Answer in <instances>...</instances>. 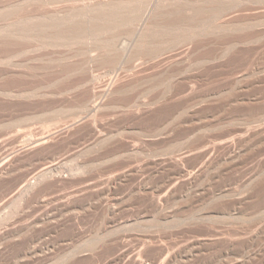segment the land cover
I'll use <instances>...</instances> for the list:
<instances>
[{
    "label": "rangeland",
    "instance_id": "rangeland-1",
    "mask_svg": "<svg viewBox=\"0 0 264 264\" xmlns=\"http://www.w3.org/2000/svg\"><path fill=\"white\" fill-rule=\"evenodd\" d=\"M163 1L0 0V42L13 40L0 43V167L9 164L0 176V264H161L165 255L169 264H231L258 248L246 242L264 235V0ZM91 88L96 113L87 112ZM234 138L233 149L199 158ZM188 152L199 155L182 159ZM52 160L59 164L33 179L36 188L12 196ZM180 166L185 177L200 169L197 185L176 177ZM221 227L244 239L228 252L224 240L198 241ZM258 255L247 264H264V249Z\"/></svg>",
    "mask_w": 264,
    "mask_h": 264
},
{
    "label": "bare ground",
    "instance_id": "bare-ground-1",
    "mask_svg": "<svg viewBox=\"0 0 264 264\" xmlns=\"http://www.w3.org/2000/svg\"><path fill=\"white\" fill-rule=\"evenodd\" d=\"M160 1H161V0H160ZM174 1H175V0H174ZM179 1H180V0H179ZM187 1H188V0H187ZM205 1H206V0H205ZM163 2H166V0L163 1ZM163 2H162V3H163ZM182 2H183V1H182ZM191 2H192V1H191ZM194 2H195V1H194ZM199 2H200V0H199ZM201 2H203V1H201ZM101 3H102V2H101ZM112 3H113L112 1H111V2H105V3H104L105 8L113 7ZM120 3H121V2H120ZM162 3H160V4H162ZM196 3H197V2H196ZM113 4H115V6H117L115 2H114ZM155 4H156V3H155ZM13 5H14V4H13ZM120 5H121V4H120ZM216 5H217V4H216ZM94 6H95V5H94ZM155 6H156V5H155ZM176 6H177V5H176ZM182 6H183V5H182ZM186 6H187V5H186ZM200 6H201V5H200ZM208 6H209V5H208ZM212 6H213V5H212ZM98 7H99V6H98ZM100 7H101V6H100ZM118 7H119V6H118ZM123 7H124V6H123ZM152 7H153V6H152ZM156 7H158V6H156ZM95 8H97V7H95ZM171 8H172V7H171ZM11 9H12V8H11ZM119 9H120V8H119ZM122 9H123V8H122ZM150 9H151V8H150ZM150 9H149V10H150ZM174 9H175V8H174ZM178 9H179V8H177V10H178ZM208 9H209V8H208ZM8 10H9V9H8ZM92 10H93V9H92ZM112 10L114 11L115 8L112 9ZM117 10H118V9H117ZM124 10H126V9H124ZM124 10H123V11H124ZM151 10H152V9H151ZM87 11H88V10H87ZM98 11H99V10H98ZM106 11H107V10H105L104 12H106ZM110 11H111V10H110ZM216 11H217V10H216ZM74 12H75V11H74ZM90 12H91V11H90ZM92 12H93V11H92ZM99 12H100V11H99ZM99 12H98V13H99ZM102 12H103V10H102ZM168 12H169V11H168ZM177 12H179V11H177ZM187 12H190V13L192 14V16H193V14L196 12V10H195L194 7H188V8H187ZM107 13H109V12L107 11ZM147 13H148V14L151 13V14H150L149 18L147 17V14H146V17L148 18V20H146V22L144 23L145 25H148V24H149L148 22H149V20L151 19V16H152V12H150V13L147 12ZM159 13H162V12H159ZM100 14H101V13H100ZM157 14H158V13H157ZM165 14H166V13H165ZM76 15H77V14H76ZM80 15H81V14H80ZM96 15H97V14H96ZM96 15H95V16H96ZM163 15H164V14H163ZM188 15H189V14H188ZM87 16H92V15L89 14V15H87ZM129 16H130V15H129ZM157 16H158V15H157ZM202 16H203V15H202ZM210 16H211V15H210ZM98 17H99V16H98ZM142 17H143V16H142ZM144 18H145V17H144ZM72 19H73V18H72ZM87 19H88V18H87ZM90 19H91V18H90ZM163 19H164V18H163ZM82 20H83V19H82ZM99 20H100V18H99ZM161 20H162V19H161ZM224 20H225V19H224ZM224 20H223V21H224ZM230 20H231V19H230ZM75 21H76V20H75ZM88 21H90V20H88ZM96 21H97V20H96ZM101 21H102V19H101ZM108 21H109V20H108ZM110 21H111V20H110ZM112 21H113V20H112ZM115 21H117V20H115ZM144 21H145V20H144ZM162 21H163V20H162ZM90 22H91V21H90ZM90 22H89V24H90ZM93 22H94V21H93ZM155 22H156V21H155ZM159 22H160V20H159ZM16 23H17V22H16ZM86 23H87V21H86ZM86 23H84V25H83V26H85L84 28L87 27V26H86ZM109 23H110V22H108V24H109ZM111 23H112V22H111ZM115 23H117V22H115ZM115 23H114V24H115ZM120 23H121V22H120ZM140 23H141V22H140ZM140 23H139V24H140ZM227 23H229V22H227ZM87 24H88V23H87ZM99 24H100V23H99ZM102 24H103V23H102ZM105 24H106V23H105ZM124 24H125V23H123V25H124ZM64 25H66V24H64ZM71 25H72V24H71ZM90 25H91V24H90ZM95 25H96V24H94V26H95ZM100 25H101V24H100ZM110 25H112V24H110ZM110 25H109V26H110ZM121 25H122V23H121ZM142 25H143V24H142ZM72 26H73V25H72ZM74 26H75V25H74ZM80 26H81V25H80ZM91 26H92V25H91ZM115 26H116V25H115ZM153 26H154V25H153ZM64 27H65V26H63L62 28L64 29ZM77 27H78V26H77ZM88 27H89V25H88ZM112 27H113V26H112ZM143 27H145V26H143ZM151 27H152V26H151ZM164 27H165V26H164ZM168 27H169V26H168ZM236 27H237V26H236ZM28 28H29V27H28ZM65 28H66V27H65ZM78 28H79V27H78ZM80 28H82V27H80ZM106 28H108V27H106ZM158 28H159V27H158ZM181 28H182V27H181ZM181 28H180V29H181ZM184 28H185V27H184ZM200 28H201V27H200ZM225 28H226V27H225ZM75 29H76V27H75ZM88 29H89V28H88ZM88 29H87V31H88ZM90 29H91V27H90ZM140 29H142V27H141ZM186 29H187V28H186ZM189 29H190V28H189ZM189 29H188V30H189ZM71 30H72V29H71ZM106 30H107V29H106ZM109 30H110V29H109ZM160 30H161V29H160ZM170 30H171V29H170ZM10 31H11V30H10ZM61 31H62V30H61ZM61 31H60L58 34L62 33ZM69 31H70V30H69ZM73 31H74V30H73ZM75 31H76V30H75ZM78 31H79V30H78ZM83 31H85V30H83ZM87 31H86V32H87ZM139 31H140V30H139ZM151 31H152V30H151ZM196 31H197V30H196ZM7 32H8V31H7ZM11 32H12V31H11ZM23 32H24V31H23ZM63 32H64V31H63ZM88 32H89V31H88ZM88 32H87V33H88ZM96 32H97V31H96ZM106 32H107V31H106ZM137 32H138V31H137ZM140 32H141V34H143V33H142L143 31H140ZM176 32H177V30H176ZM75 33H76V32H75ZM90 33H91V32H89V34H90ZM97 33H98V32H97ZM99 33H100V31H99ZM99 33H98V34H99ZM104 33H105V32H104ZM104 33H103V34H104ZM138 33H139V32H138ZM147 33H148V32H147ZM177 33H178V32H177ZM4 34H5V33H4ZM6 34H7V33H6ZM66 34H67V33H66ZM69 34L71 35V33H69ZM77 34H78V32H77ZM77 34H76V35H77ZM139 34H140V33H139ZM145 34H146V33H145ZM155 34H156V33H155ZM9 35H12V34H9ZM22 35H24V34L21 33V36H20V37H22ZM60 35H61V34H60ZM63 35H64V34H63ZM63 35H62V36H63ZM87 35H88V34H87ZM87 35H86V36H87ZM93 35H94V34H93ZM99 35H100V34H99ZM99 35H98V36H99ZM149 35H150V34H149ZM173 35H177V34H173ZM12 36H13V35H12ZM25 36H26V35H25ZM80 36H81V35H80ZM82 36H83V35H82ZM96 36H97V35H96ZM100 36H101V35H100ZM128 36H129V34H128ZM130 36H131V35H130ZM3 37H4V36H3ZM16 37H17V36H16ZM57 37H58V36H57ZM60 37H61V36H60ZM71 37H72V36H71ZM91 37H92V36H91ZM105 37H106V36H105ZM107 37H108V36H107ZM137 37H138V36H137ZM139 37H140V36H139ZM147 37H148V36H147ZM250 37H251V36H250ZM253 37H254V36H253ZM253 37H251V38H253ZM6 38H7V36H6L5 38H3V42H4V40H5ZM10 38H12V37H10ZM17 38H18V37H17ZM88 38H89V37H88ZM110 38H111V37H110ZM153 38H154V37H153ZM13 39L17 40L16 38H13ZM71 39H72V38H71ZM71 39H70V40H71ZM91 39H92V38H91ZM106 39H107V38H106ZM106 39H105V40H106ZM112 39H114V38L112 37ZM150 39H151V38H150ZM8 40H9L11 43L13 42V40L11 41V39H8ZM8 40L6 39V41H8ZM15 40H14V45L16 44L15 42H18V41H15ZM103 40H104V39H103ZM103 40H102V41H103ZM107 40H108V39H107ZM238 40H239V39H238ZM238 40H237V43H238ZM9 41H8V43H9ZM110 41H111V39H110ZM241 41H242V40H241ZM3 42H2V41L0 42V43H2L1 45H4V44H5V45H11V43L8 44L7 42H5V43H3ZM112 42H113V41H112ZM235 42H236V41H235ZM6 43H7V44H6ZM50 43H51V42H50ZM117 43H119V42H117ZM139 43H140V42H139ZM227 43H228V42H227ZM12 44H13V43H12ZM18 44H20V43H17L16 45H18ZM103 44H104V43H103ZM104 45H105V44H104ZM186 45H187V44H186ZM12 46H13V45H12ZM137 47H138V46H137ZM142 47H143V46H142ZM178 47H179V46H178ZM186 48H187V47H186ZM186 48H185V49H186ZM17 49L19 50L20 48L18 47ZM18 50H16V51H18ZM106 50H107V48H106ZM108 50H109V49H108ZM111 50H112V49H111ZM142 50H143V49H142ZM188 50L190 51V47L187 48L186 50H183V51L181 52V55L184 56V55H183L184 53L188 54V53H189ZM90 51H92V50H90ZM137 51H138V50H137ZM134 52H135V51H134ZM187 52H188V53H187ZM15 53H16V52H15ZM103 53H104V50H103ZM103 53H102V54H103ZM182 53H183V54H182ZM102 54H100V55L102 56ZM106 54H107V53H106ZM93 55H95V54H92V57H93ZM100 55H99V56H100ZM103 55H105V54H103ZM109 55H110V54H109ZM169 55H170V54H169ZM132 57H133V56H132ZM106 58H107V57H106ZM177 58L179 59V57H177ZM177 58H174V59H177ZM180 58H181V57H180ZM91 59H92V58H91ZM93 59H94V58H93ZM99 59H100V58H99ZM109 59H110V56H109L108 60H109ZM115 59H117V57H116ZM118 59H119V58H118ZM131 59H132V58H131ZM171 59H172V58H171ZM106 61H107V59H106ZM109 61H110V60H109ZM170 61H174V60H170ZM176 61H177V60H176ZM114 62H116V61H114ZM113 65H115V64H113ZM78 69H79V68H78ZM72 70H73V69H72ZM82 71H83V70H82ZM88 72H89V71H88ZM92 73H93V72H92ZM93 74H94V73H93ZM83 75H84V74H83ZM86 75H87V74H86ZM86 75H85V78H86L85 81H87L88 79L90 80V79H91L90 77H92V75H90V77H88V76H89V75H88V76H87L88 79H87ZM93 76H95V75H93ZM93 78H94V77H93ZM95 79H96V78H95ZM95 79H94V80H95ZM83 80H84V79H83ZM121 82H122V81H121ZM80 83H82V81H81ZM80 83L78 82V83L76 84V86H77L78 84H80ZM88 83H89V82H88ZM95 83H96V82H95ZM116 83H117V82H116ZM118 83H119V82H118ZM90 85H91V84H90ZM109 85H110V84H109ZM121 85H122V84H121ZM127 85H128V84H127ZM87 86H88L87 88L90 89L89 85H87ZM112 86H113V85H112ZM123 86H125V84H124ZM116 87H120V86H116ZM126 87H127V86H126ZM114 88H115V87H113V90H114ZM192 88H193V87H192ZM91 89H92V88H91ZM104 89H105V91H107V88H106V87H105ZM104 89H103V90H100V91H101V92H105ZM118 89L120 90V88H118ZM121 89H122V88H121ZM87 90H88V89H87ZM87 90H85V91L88 93L89 90H88V91H87ZM91 91H92V95H91V97L89 96L91 99H89V97H87V98H88V101L90 100V102L88 103V106H87V112L89 113V112H91V111L93 110V112L96 113V112L94 111V109L97 108V107L99 106V101H98L97 98H96V95H97V93H98V92H97L98 90H97V91H96V90L94 91V90L92 89ZM91 91H89V93H90ZM110 91H111V90H110ZM115 91L117 92V90H115ZM96 92H97V93H96ZM101 92H100V93H101ZM118 93H119V92H118ZM89 95H90V94H89ZM100 95H101V94H100ZM118 95H119V94H118ZM120 95H121V94H120ZM87 96H88V94H87ZM109 98H110V97H109ZM95 99H96L98 102L96 101V103H95V102H94ZM92 100H93V103L91 102ZM99 100H100V99H99ZM84 101H85V103H87V102H86V101H87V100H86V97H85V100H84ZM81 102H83V101H81ZM103 102H104V101H103ZM81 104H82V103H81ZM104 104H105V103H104ZM152 104H153V103H152ZM101 105H102V104H101ZM151 106H152V105H151ZM151 106H150V107H151ZM155 107H156V106H155ZM262 107H263V106H262ZM262 107H261V108H262ZM153 108H154V107H153ZM82 109H83V108H82ZM97 109H98V108H97ZM134 110H135V109H134ZM81 111H82V110H81ZM154 111H155V110H154ZM137 112H138V111H137ZM88 113H87V114H88ZM80 114H82V113H80ZM97 114H98V113H97ZM97 114H95L96 118H97ZM87 116H88V115H87ZM95 116L93 115L94 118H95ZM103 116H105V115H103ZM93 117H92V118H91V116L88 117V118H89V122H90V119H94ZM83 118H84L85 121L88 119V118L85 119L86 117H83ZM102 120H103V119H102ZM82 121H83V120H82ZM91 121H92V120H91ZM75 122H76V121H75ZM89 122H88V120H87L86 123H89ZM92 122H93V121H92ZM92 122H91V125H90V126H92V124H93ZM95 122H97V119H96ZM98 123H99V122H98ZM89 124H90V123H89ZM89 124H87V125L89 126ZM96 124H97V123H96ZM96 124H94V126H92V127H94L95 129H96V127H97V126H95ZM90 126H89V128H91ZM98 127H99V126H98ZM91 129H92V128H91ZM91 129H90V130H91ZM260 129H261V128H260ZM88 130H89V129H88ZM92 130H93V129H92ZM98 130H99V129H98ZM249 130H251V129H249ZM254 130H258V128H257V129L254 128ZM93 131H94V130H93ZM96 131H97V130H96ZM87 132H88V131H87ZM97 132H98V131H97ZM249 132H250V131H249ZM249 132H248V133H249ZM251 132H252V130H251ZM89 133H90V132H89ZM89 133H88V134H89ZM93 133H94V132H93ZM101 133H103V132H101ZM101 133H100V132L97 133V134H96V137L94 136V138H98V137L102 136ZM248 133H247V134H248ZM252 133H254V132H252ZM88 134H87V135H88ZM104 134H105V133H104ZM257 134H258V132H257ZM48 135H49L50 138H51V134L49 133ZM48 135H47L46 137H49ZM93 135H94V134H93ZM93 135H92V133H91V137H92ZM107 135H108V134H107ZM248 135H251V134L249 133ZM52 136H53V135H52ZM88 136H89V135H88ZM245 136H246V135H244V137H245ZM253 136H254V135H253ZM83 137H84V140L87 138L85 135H84ZM85 137H86V138H85ZM241 137H242V135H241ZM241 137H239V139H241ZM244 137H243V138H244ZM50 138H49V139H50ZM94 138H92V139H94ZM104 138H105V137H104ZM235 138H236V137H235ZM235 138H234V140H232V139H227V140H225V141L214 142L213 147H207V148L204 147V148H206V149L203 150L204 152H202L203 156H200L199 158L204 157V158H205V161H206V157L208 158L210 155L212 156L213 151H215L219 146H223L224 148L227 147L228 149H233V148L235 147V145H236V142H235L236 139H235ZM248 138L250 139V138H252V137H248ZM46 139H47V140H46ZM46 139H45V142H46V141L48 142L49 139H48V138H46ZM87 139H88V138H87ZM87 139H86V140H87ZM254 139H255V138H254ZM259 139H260V138H259ZM88 140H91V139H88ZM237 140H238V139H237ZM246 140H247V139H246ZM252 140H253V139H252ZM49 141H50V140H49ZM57 141H58V140H57ZM93 141L95 142L96 140H93ZM238 141H240V140H238ZM248 141H249V140H248ZM248 141H247V143H245V144H249ZM254 141H255V140H254ZM41 142H42V144L44 143V141H43L42 139H41V140H38V142H31V144L34 143L33 147H32V145H31V147H32V148H35V146H36V148H37L39 145H42ZM63 142H64V141H63ZM87 142H88V141H87ZM240 142H242V141H240ZM48 143H49V142H48ZM82 143H83V142H82ZM82 143H80V144H82ZM89 143H90V145H91V142H89ZM109 143H110V142H109ZM251 143H252V142H251ZM38 144H39V145H38ZM44 144H45V143H44ZM72 144H73V143H72ZM83 144H84L85 146L88 145V143H86V144L83 143ZM95 144H96V143H95ZM239 144H240V143H239ZM241 144H242V143H241ZM245 144H243V145H245ZM28 145H29V144H28ZM77 145H78V144H77ZM84 145H82V146L80 145V146H81V147H84ZM105 145H106V144H105ZM237 145H238V144H237ZM106 146H107V145H106ZM211 146H212V145H211ZM245 146H246V145H245ZM76 147H77V146H76ZM78 147H79V146H78ZM81 147H79V148H81ZM243 147H244V146H243ZM96 148H97V147H96ZM96 148H95V149H96ZM98 148H99V147H98ZM204 148H203V149H204ZM219 148H220V147H219ZM30 149H31V148H30ZM38 149H39V148H38ZM75 149H76V148H75ZM77 149H78V148H77ZM77 149H76V154H78V153H77ZM81 149H82V148H81ZM86 149H87V148H86ZM130 149H131V148H130ZM246 149H247V148H246ZM34 150H35V149H34ZM50 150H51V149H50ZM67 150H68V149H67ZM132 150H133V149H132ZM234 150H235V149H234ZM236 150H237V149H236ZM238 150H239V148H238ZM74 151H75V150H74ZM79 151H80V150H79ZM101 151H102V150H101ZM133 151H134V150H133ZM200 151H201V150H199V152H200ZM231 151H233V150H231ZM68 152H69V151H68ZM80 152H81V151H80ZM86 152H87V151H86ZM199 152H190V153H192V154H194V153L197 154V153H198V155H199ZM234 152H235V151H234ZM234 152H233V153H234ZM81 153H82V152H81ZM190 153L188 152V154L182 155V157H183L182 159H184L185 157L189 156ZM235 153H236V152H235ZM239 153H240V152H239ZM70 154H71V153H70ZM202 154H201V155H202ZM67 155H68V154H67ZM217 155H218V154H217ZM230 155L232 156L231 153H230ZM239 155H240V154H239ZM104 156H105V155H104ZM179 157H180V156H179ZM233 157H234V155H233ZM235 157H236V155H235ZM263 157H264V156H263ZM86 158H87V157H86ZM187 158H188V157H187ZM212 158H213V157H212ZM214 158H215V156H214ZM214 158H213V160H214ZM230 158H231V157H230ZM178 159H180V161H181V158H178ZM178 159H177V160H178ZM188 159H189V158H188ZM201 159H202V158H201ZM233 159H234V158H233ZM177 160H175V161H177ZM184 160H185V159H184ZM184 160H183V161H184ZM203 160H204V159H203ZM207 160H208V159H207ZM211 160H212V159H211ZM235 160H236V159H235ZM9 161H10V160H9ZM78 161H79V160H78ZM172 161H173V159H172ZM175 161H174V162H175ZM180 161L178 160V163H179ZM82 162H83V161H82ZM181 162H182V161H181ZM181 162H180V163H181ZM203 162H204V161H203ZM4 163H5V162H4ZM60 163H61V162H60ZM168 163H169V162H168ZM182 163H183V162H182ZM201 163H202V162H201ZM204 163H205V162H204ZM211 163H215V162H211ZM57 164H59V163H58V162H55V160H52V161L46 163L44 166H41L42 168H41L40 170H38L39 172H37L36 174H33L32 177L30 176V175H31V173H30V174H28L26 177H24L23 179L19 180V181L17 182V186H16V188L12 191V196L15 198V195H16V194H21L23 191H29V190L33 189V188L35 187V182H36V180H35V182H33V179H36V178L39 177V176H43V175H45L46 173L48 174V172H49L50 170H52L53 168H56V167H57V166H56ZM68 164H69V163H68ZM83 164H84V163H83ZM169 164H170V163H169ZM175 164H176V163H175ZM209 164H210V162L208 161L207 164H206V166L209 165ZM8 165H9V164H6V165H4L2 168L0 167V168H1V169H0V176H2V171H3V170H4V172H5V169L8 170V168H9ZM182 165H183V164H182ZM203 165H204V164H203ZM212 165H213V164H212ZM212 165H211V166H212ZM55 166H56V167H55ZM58 166H59V165H58ZM173 166L175 167V169H176V167H178V166H176V165H173ZM71 167H72V166H71ZM183 167H184V166H182V167L180 166V167L178 168V173H179V175H176V177H177L178 179H180V181L182 180V181L188 182V183L190 184V182L194 181L195 179H197V178L199 177V176H198V175H199V172H198V171H199L200 169H199L198 171H196V172L194 171V173H190V172H189L190 174H189V173H188V174H189L190 176H189V177H185V176H186V175H185V171H186V170H185V167H184V168H183ZM198 167H199V166H198ZM200 167H203V166L201 165ZM200 167H199V168H200ZM204 167H205V166H204ZM129 168H130V167H129ZM210 168H211V167H210ZM77 169H78V168H77ZM140 169H141V168H140ZM195 169L197 170V168H195ZM131 170H133V167L131 168ZM203 170H204V169H203ZM206 170H207V169H206ZM206 170H205V172H206ZM74 171H75V170H74ZM207 171H208V170H207ZM4 172H3V173H4ZM122 172H123V171H122ZM125 172H126V171H124V175H126V174L128 173V171H127L126 174H125ZM138 173H139V172H138ZM203 173H204V171H203ZM129 174H130V172H129ZM139 174H140V173H139ZM252 174H253V173H252ZM137 175H138V174H137ZM137 175H136V176H137ZM46 176H47V175H46ZM46 176H45V177H46ZM61 177H62V176H61ZM112 177H114V176H112ZM122 177H123V176H122ZM124 177H125V176H124ZM184 177H185V178H184ZM200 177H202V176H200ZM67 178H68V177H67ZM73 178H74V177H73ZM252 178H253V177H252ZM38 179H39V178H38ZM41 179H42V178H41ZM41 179H39V180H41ZM120 179H121V177H120ZM122 179H123V178H122ZM178 179L176 180L177 182L175 181L176 183L174 182V186H176L177 183H179ZM262 179H264V178H262ZM42 180H43V179H42ZM91 180H92V179H91ZM91 180H90V181H91ZM111 180H112V179H111ZM111 180H110V181H111ZM250 180H251V179H250ZM259 180H260V178H259ZM259 180H257V181H259ZM87 181H88V180H87ZM92 181H93V180H92ZM92 181H91V182H92ZM98 181H99V180H98ZM243 181H245V180H243ZM260 181H261V180H260ZM84 182H85V181H84ZM91 182H90V183H91ZM94 182H96V181H93L91 184H93ZM118 182H119V181H118ZM194 182H195V181H194ZM247 182H248V181H247ZM247 182H246V183H247ZM261 182H262V181H261ZM96 183H97V182H96ZM120 183H121V182H120ZM188 183H187V184H188ZM195 183H196V182H195ZM259 183H260V182H259ZM86 184L89 185V183H86ZM86 184H84L85 187H86ZM94 184H95V183H94ZM169 184H170V183H169ZM189 184H188V186H187V185H186V186L189 187ZM191 184H192V183H191ZM191 184H190V185H191ZM193 184H194V183H193ZM244 184H245V183H244ZM81 185H82V184H81ZM81 185H80V186H81ZM172 185H173V184H172ZM196 185H197V183H196ZM242 185H243V184H242ZM254 185H258V184H255V183H254ZM80 186H79V187H80ZM89 186H90V185H89ZM92 186L94 187L95 185H92ZM96 186H97V185H96ZM239 186H240V185H239ZM251 186H252V185H251ZM36 187H37V186H36ZM36 187H35V188H36ZM93 187H92V188H93ZM171 187H172V186H171ZM182 187H183V186H182ZM244 187H245V186H244ZM244 187H243V188H244ZM252 187H253V186H252ZM74 188H75V187H74ZM76 188H77V187H76ZM87 188H88V186H87L85 189H84V188H83V189L86 191ZM92 188H89V189H92ZM169 188H170V187H169ZM169 188H168V189H169ZM203 188H204V187H203ZM238 188H239V187H238ZM240 188H241V186H240ZM240 188H239V189H240ZM259 188H260V187H259ZM79 189H82V188H78V190H79ZM233 189H237V188H233ZM251 189H252V188H251ZM177 190H178V189H177ZM180 190H181V189H180ZM182 190H183V189H182ZM184 190H185V188H184ZM252 190H253V189H252ZM262 190H263V189H262ZM75 191H76V189H75ZM172 191H173V190H172ZM201 191H202V190H201ZM237 191H239V190L237 189ZM237 191H236V192H237ZM248 191H249V190H248ZM253 191H254V190H253ZM253 191H252V193H253ZM260 191H261V190H260ZM260 191H259V192H260ZM72 192H73V191H72ZM79 192H80V191H79ZM79 192H77V193H79ZM180 192H181V191H180ZM188 192H189V191H188ZM188 192H187V193H188ZM230 192H231V191H230ZM261 192H263V191H261ZM172 193H173V192H172ZM175 193H176V192H174V195H175ZM177 193H178V192H177ZM200 193H201V192H200ZM72 194H73V193H71V196H72ZM79 194L81 195V193H79ZM163 194H164V193H163ZM166 194H168V193H166ZM242 194H243V193H242ZM246 194H247V193H246ZM246 194H245V196L243 195L241 198L239 197L240 200L237 201L238 204L242 203L244 200H246V199L249 197V196H246ZM248 194H249V193H248ZM257 194H258V193H257ZM80 195H79V196H80ZM260 195H261V194H260ZM71 196H70V198H73V197H75L76 195H73V197H71ZM165 196L167 197V195H164V197H165ZM255 196H256V195H255ZM67 197H68V196H67ZM237 197H238V196H237ZM243 197H244V198H243ZM256 197H257V196H256ZM262 197H264V195H262ZM162 198H163V197H162ZM186 198H187V197H186ZM189 198H190V197H189ZM167 199H168V198H167ZM256 199L258 200V198H256ZM253 200H254V199H253ZM260 200H261V198H260ZM69 201H70V199H69ZM258 201H259V200H258ZM158 202H159V201H158ZM228 202H229V201H228ZM237 202H236V203H237ZM248 202H249V201H248ZM256 202H257V201H256ZM256 202H255V203H256ZM259 202H260V201H259ZM153 203H154V202H153ZM159 203H161V202H159ZM255 203H252V206H253V204H254V205H258V204H255ZM162 204H163V203H162ZM164 204H165V203H164ZM259 204H260V203H259ZM157 206H159V207L162 206V207H163V205H157ZM235 206H236V204L234 205V207H235ZM246 206H247V205H246ZM70 207H71V206H70ZM162 207H161V208H162ZM240 207H241V206H240ZM249 207H250V206H249ZM259 207H261V205H260ZM262 207H263V206H262ZM156 208H158V207H156ZM244 208H245V207H244ZM250 208H251V207H250ZM253 208H254V206L252 207V209H253ZM255 208H258V207H255ZM234 209H238V206H237V208L235 207ZM259 209H260V208H259ZM263 209H264V207H263ZM71 210H73V208H72ZM218 210H219V209H218ZM218 210H216V211H218ZM242 210H243V209H242ZM242 210H241V211H242ZM254 210H255V209H254ZM216 211H215V212H216ZM220 211H221V209H220ZM222 211H223V210H222ZM222 211H221V212H222ZM233 211H234V210H233ZM262 211H263V210H262ZM72 212H73V211H72ZM218 212H219V211H218ZM239 212H240V210H239ZM242 212H243V211H242ZM73 213H75V212H73ZM225 213H226V212H225ZM235 213H236V212H235ZM237 213H238V212H237ZM249 213H251V212L249 211ZM254 213H255V212H254ZM219 214H220V213H219ZM240 214H241V213H240ZM247 214H248V213H247ZM263 214H264V213H263ZM76 216H77V215H76ZM76 216H74V217H75V218H74V221H75V219H77V221L79 220V219H78L79 216H77V218H76ZM229 216H230V215H229ZM215 217H217V215H216ZM242 217H243V216H242ZM238 218H239V217H238ZM226 221H227V220H226ZM230 221H231V220H230ZM256 221H257V220H256ZM218 222H219V221H218ZM229 223H230V222H229ZM234 223H235V222H234ZM262 223H263V222H262ZM75 226H76V225H75ZM212 226H213V225H212ZM229 226H230V225H229ZM258 226H259V225H258ZM229 228H230V227H229ZM229 228L226 227V230H225V229H222V227H221V229H222L223 231L225 230L224 234H223V233H219V232H218V234H217V229H216V228H215V229L213 228V229H214V232L216 231V234L214 233V234H215L214 236H213V232H211V233H212V237H211V233H209V236H210L211 238H209V237L201 238V237H200V239H198V241H200V240H204V241H205L206 239H207V240H213V241H214V240L216 241V239L224 240L225 242H227V243H226V244H227L226 246H228V248L225 246L226 248L224 247V250H225V251L227 250V252H228V249L230 248V246L234 245V244L236 243L237 240L239 241L240 238H243V237H242L241 235H239V234L232 235L233 233H231V232L228 233V234L231 233V236H230V237L227 236V234H226L227 232H226V231H228ZM234 228H235V227H234ZM234 228H233V229H234ZM257 228H258V227H257ZM257 228H256L255 231L258 230ZM213 229H212V231H213ZM219 229H220V228H219ZM219 229H218V230H219ZM231 229H232V227H231ZM236 229H239V228H236ZM236 229H235V230H236ZM239 230H242V229H239ZM219 231H220V230H219ZM229 231H230V229H229ZM233 231H234V230H233ZM243 231H244V230H242V232H243ZM252 231H253V230H252ZM252 231H251V232H252ZM259 231H260V230H259ZM263 231H264V229H263ZM220 232H222V231H220ZM237 232H238V230H237ZM234 233H235V232H234ZM245 233H248V232H245ZM261 233H262V232H261ZM196 234H197V233H196ZM225 234H226V235H225ZM240 234H241V231H240ZM252 234H254V233L252 232ZM252 234H251V236H252ZM194 235H195V234H194ZM200 235H202V234H200ZM200 235L198 234L197 238H199ZM203 235H205V234H203ZM207 235H208V234H207ZM237 235H239V236H237ZM0 236H1V233H0ZM205 236H206V235H205ZM244 236H246V235H244ZM247 236H250L249 233L247 234ZM202 237H203V236H202ZM245 238H246V237H245ZM247 238H248V237H247ZM247 238H246L245 240H247ZM0 239H1V237H0ZM190 239H191V238H190ZM243 239H244V238H243ZM240 240H241V239H240ZM191 241H192V239H191ZM193 241H194V240H193ZM195 241H196V240H195ZM195 241H194V242H195ZM188 242H190V241L188 240ZM218 242L220 243L221 241H218ZM1 243H2V242H1ZM186 243H187V240H186ZM186 243L183 242V245L186 244ZM190 243H192V242H190ZM199 243H200V242H199ZM209 243H210V245H211V242H209ZM240 243H241V242H240ZM195 244H196V243H195ZM200 244H201V243H200ZM212 244H213V242H212ZM216 244H217V242H216ZM224 244H225V243H224ZM246 244L249 245L250 247H252V245L256 244V245H258L259 250H258V248H257V249H252L251 252H248L249 254L246 253V254H248L247 257H243V258L235 259V261H234L233 263H231V264H247L248 261H249V259H253V258H255V256L258 255V252L261 251L262 249H264V235H261V236H260L258 233H256V234H254L252 237H250V238L248 239V242H246ZM0 245H1V244H0ZM124 245H125V244H123V246H124ZM190 245H191V244H190ZM192 245H193V244H192ZM198 245H199V244H198ZM206 245H207V244H206ZM219 245H220V244H219ZM238 245H239V244H238ZM238 245H237V246H238ZM241 245H244V244H241ZM163 246H165V245H163ZM163 246H162V247H163ZM180 246H182V243H181ZM187 246H188V245H186V247H187ZM223 246H224V245L221 244V247H223ZM249 246H248V247H249ZM162 247H161V248H162ZM166 247L169 248V249L171 248L170 246H169V247L166 246ZM172 247H173V246H172ZM174 247H175V245H174ZM174 247H173V248H174ZM182 247L185 248L184 246H182ZM196 247L198 248V246H194V248H196ZM212 247H213V246H212ZM217 247H218V246H217ZM238 247H239V246H238ZM242 247H243V246H242ZM248 247H247V250H248ZM81 248H82V247H81ZM124 248H125V246H124ZM167 248H164V250H165V249L167 250ZM177 248H178V247H177ZM179 248H180V247H179ZM179 248H178V249H179ZM191 248H193V247H191ZM204 248H206V247H204ZM236 248H237V247H236ZM178 249H177V250H178ZM186 249H187V248H186ZM222 249H223V248H222ZM234 249H235V248H234ZM243 249H244V248H243ZM82 250H83V249H82ZM141 250H142V249H141ZM164 250H163L162 252H164ZM177 250H176V251H177ZM180 250H181V249H180ZM180 250H178V251H180ZM183 250H184V249H183ZM183 250H182V251H183ZM187 250H188V249H187ZM213 250H214V249H213ZM126 251H127V250H126ZM137 251H138V250H137ZM168 251H169V250H168ZM176 251H175V252H176ZM178 251H177V252H178ZM192 251H193V249H192ZM198 251H199V250H197V253H196V254H198ZM214 251H215V250H214ZM221 251H222V250H221ZM123 252H124V251H122V253H123ZM170 252H171V253L173 252L172 254H175L174 251H171V250H170ZM184 252H185V251H184ZM186 252L188 253V251H186ZM223 252H224V251H223ZM227 252H225V253H227ZM241 252H242V251H241ZM244 252H245V251H244ZM120 253H121V251H120ZM165 253H167V252L165 251ZM165 253H164V254H165ZM180 253H181V251H180ZM180 253H179V254H180ZM189 253H190V251H189ZM191 253H192V252H191ZM191 253H190V254H191ZM192 254H193V253H192ZM180 255L182 256V254H180ZM184 255H186V254H184ZM198 255H199V254H198ZM198 255H197V256H198ZM226 255H227V254H226ZM238 255H240V254H238ZM174 256H175V255H174ZM258 256H259V255H258ZM113 257H114V256H113ZM132 257H133V256H132ZM170 257H171V259H173V258H172L173 256H169V255L166 256V255H165V256H164V261H163L161 264H169V262H170ZM133 258H134V257H133ZM187 258H188V257H187ZM235 258H236V257H235ZM229 259H230V258H229ZM229 259H228V260H229ZM233 259H234V258H233ZM233 259H232V260H233ZM225 260H226V259H225ZM225 260H224L223 262H225ZM228 260H227V262H229ZM129 262H130V261H129ZM216 262H217V261H216ZM253 262H254V261H253ZM134 263H136V264H145V263L141 260V258H140V259H137V258L133 259V264H134ZM214 263H215V262H214ZM107 264H108V263H107ZM221 264H225V263H221ZM252 264H253V263H252Z\"/></svg>",
    "mask_w": 264,
    "mask_h": 264
}]
</instances>
